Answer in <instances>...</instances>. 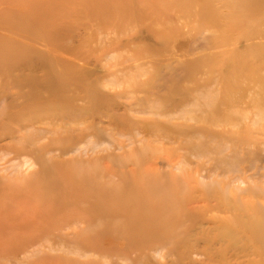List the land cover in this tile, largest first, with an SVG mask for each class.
I'll use <instances>...</instances> for the list:
<instances>
[{
	"label": "rangeland",
	"instance_id": "rangeland-1",
	"mask_svg": "<svg viewBox=\"0 0 264 264\" xmlns=\"http://www.w3.org/2000/svg\"><path fill=\"white\" fill-rule=\"evenodd\" d=\"M261 214L264 0H0V264H263Z\"/></svg>",
	"mask_w": 264,
	"mask_h": 264
},
{
	"label": "bare ground",
	"instance_id": "bare-ground-1",
	"mask_svg": "<svg viewBox=\"0 0 264 264\" xmlns=\"http://www.w3.org/2000/svg\"><path fill=\"white\" fill-rule=\"evenodd\" d=\"M28 162V161H27ZM21 165V164H20ZM253 209H254V207H252ZM249 213V212H248ZM253 213V212H252ZM255 214V213H254ZM258 216V215H257ZM249 228H251V229H253V231H254V235H255V239H258L261 243H262V246H260L259 244H258V242L256 241V240H253V245L251 246V247H257V246H259L260 248H261V250H263L262 252L264 253V235H260V233H261V229L264 227V215H260V216H258V217H256V218H254V217H252L251 219H250V223H249V226H248ZM250 231V230H249ZM246 233V232H245ZM250 233H251V231H250ZM253 234V233H252ZM250 236H252V235H250ZM208 241H209V239H208ZM216 242H218V240L216 241ZM220 242V241H219ZM218 242V243H219ZM230 242V241H229ZM224 244H226V243H224ZM224 244H222V245H224ZM245 244V246H247V244L246 243H244ZM218 245V244H217ZM226 247H228V249L230 250L231 248L232 249H236V252H234V253H236V255L237 254H239V258H241V257H243V252L245 251V249H244V247H242L243 249H240V250H237V248H236V243L235 242H230L229 244H227V246ZM222 249H223V247H221ZM224 248H225V246H224ZM225 250H226V248H225ZM156 252V251H155ZM230 252V251H229ZM225 253V252H224ZM251 253H253L254 254V256H255V253L254 252H251ZM263 253H262V255H263ZM156 254V253H155ZM158 254L159 253H157V256H158ZM228 254V253H227ZM231 254H232V252H231ZM242 254V255H241ZM226 255V254H225ZM225 255H223L222 256V259H223V257H225ZM230 255V254H229ZM236 255H234V254H232V255H230V257L231 256H236ZM252 255V254H251ZM245 257V256H244ZM256 257H258V256H256ZM239 258H235V260L237 259H239ZM264 258V257H263ZM256 259V258H255ZM258 259V258H257ZM224 263V262H223ZM230 263V262H229ZM228 263V264H229ZM232 264V263H231ZM246 264H255V263H252V262H250V260L246 263ZM257 264H259V262H257ZM263 264H264V260H263Z\"/></svg>",
	"mask_w": 264,
	"mask_h": 264
}]
</instances>
